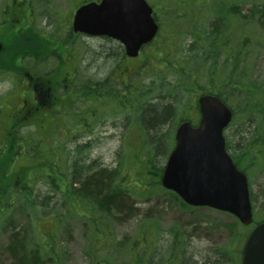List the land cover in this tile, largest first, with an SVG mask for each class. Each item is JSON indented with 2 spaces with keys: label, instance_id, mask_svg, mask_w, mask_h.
I'll return each mask as SVG.
<instances>
[{
  "label": "rangeland",
  "instance_id": "rangeland-1",
  "mask_svg": "<svg viewBox=\"0 0 264 264\" xmlns=\"http://www.w3.org/2000/svg\"><path fill=\"white\" fill-rule=\"evenodd\" d=\"M6 1L0 0V20L2 8L8 5ZM147 1L159 14L162 13L159 9L165 12L177 9V4L181 1L185 5L189 4L188 0ZM82 2L83 0H53L58 10L57 14L62 16L63 22L57 41L47 42V45L49 44L47 49H42L33 42L27 46L17 45L18 37L12 32L10 38L7 31H2L0 34V41L6 44L5 51L0 55V112L2 111L0 113V264H24L26 258L31 264H109L108 259H111V264H132L128 245L140 238L141 247L143 232L155 235L151 252L156 263L171 254L170 247L174 243V234L178 232L184 236L182 246L186 248V254L191 261L188 264H221L220 253L237 248L243 236L254 226L244 227L234 216L213 209L190 210L181 207L171 199V196L160 189H153L148 181L143 180L141 191L144 194L135 197L133 201L135 209L138 210L134 211L125 222L105 218L106 223L111 226V235L108 234L104 238L95 232L91 222L93 216L86 211L85 203L76 201L73 207L64 206L60 195L52 191L48 176L32 178L34 171L32 172L29 166L39 162V158L33 162L27 159L23 152V155L15 158L12 167L14 174L10 177L8 165L10 156L4 153L6 149L4 146L8 144L14 132H10L7 140L6 128L9 124V116L11 121L13 113H17L23 106L22 95L28 91L26 73L29 64H32L21 62L20 57L31 56L35 61L44 60L45 55L50 53L52 55L46 57L50 61L47 65L48 70L55 68L57 63L62 67L60 78H65L68 65H71V63L66 64L68 62L66 53L70 47H74L76 59L73 68L78 72L83 85L87 81L103 80L110 75L122 77L124 80L133 78L144 63L146 50L139 58L129 60L124 57L120 43L107 37L79 35L71 39L70 20L68 23L67 21ZM230 2L239 5L242 18L249 24L248 30L254 34L252 42L254 45L251 46V75L264 108V26L260 24L263 18L260 11L264 10V0H231ZM253 14L257 15V22L250 17ZM215 23L216 17L209 15L205 25L207 30L209 31ZM226 23L229 24V21ZM43 25L44 20L41 19L34 26L43 29L45 28ZM41 35L43 30L39 33L31 31L30 39L39 41L38 36L42 37ZM49 38L53 39V36ZM58 40H61V44ZM73 40L74 46H71ZM189 43L190 36L186 34L185 44L189 45ZM147 53L150 57L154 56L153 48L149 47ZM153 70L154 67L142 72L143 77ZM64 89L63 86L62 90ZM80 100L77 98L73 104L72 115L67 114L70 110L68 100L66 104L64 103L62 111L65 115L61 118H55L50 114L45 116L44 113L34 115L32 118L28 117L26 121H22L27 126L19 128L17 125L16 138L27 137L28 141L37 144L36 150H41L42 147L43 150H47L45 147L50 146L52 141L56 146L63 147L62 152L67 160L78 158L82 159L83 163L96 162L111 170L128 155L123 145L129 147L134 135V129L130 126L132 119L128 121L121 114L112 115V112L106 109L107 106H103L104 104L99 105L95 110L87 109L88 104L81 103ZM253 120L254 124L242 123V125L230 126L225 131L227 143L236 146L239 140L242 141L240 138L243 135H246L244 141H249L257 131L255 116ZM55 125H58L56 133L51 134ZM166 127V133L171 134V125ZM262 131L264 130H259L261 135H263ZM131 133L132 137H130ZM22 139L24 138H21V141ZM132 142H136L134 138ZM23 146L28 148L26 143H23ZM232 152L233 150H230V153ZM167 158L161 151L157 155V161L163 162L164 165ZM3 163L7 165L4 166ZM140 174L139 170L134 174V178ZM82 175L83 180L87 174L83 172ZM248 176L254 220L259 222L264 220V147L262 153L258 154L255 168L250 170ZM124 180L126 181V178ZM28 181L29 188H25L23 193L16 194V197H19L17 202L14 199L15 190L10 189V184L25 187L24 183ZM75 186L78 187L79 184ZM58 189L61 191V188ZM10 191L14 193L11 202ZM24 193H32L30 202L24 198ZM10 203L14 205L11 209ZM20 250L25 251L26 255H20Z\"/></svg>",
  "mask_w": 264,
  "mask_h": 264
},
{
  "label": "trees",
  "instance_id": "trees-1",
  "mask_svg": "<svg viewBox=\"0 0 264 264\" xmlns=\"http://www.w3.org/2000/svg\"><path fill=\"white\" fill-rule=\"evenodd\" d=\"M230 1L188 0L189 4L185 7L178 5L171 12L161 9L162 13L157 14L160 33L153 43L144 48V63L135 77L123 80L122 77L110 75L103 80L87 81L80 85V101L88 104L87 109L95 110L104 104L112 115L121 114L128 121L132 119L130 126L133 127L135 136L130 134L132 138L129 147L123 145L128 155L116 167L109 170L96 162L83 163L78 158L67 160L63 152L58 154L63 147L61 149L56 145L46 151L44 161L31 166L37 177L50 178L51 189L60 195L64 206L73 207L76 201L85 203L86 211L93 216L91 222L95 232L100 236L105 238L106 235H111V226L106 223L105 218L125 222L138 210L133 201L135 197L144 194L141 191L143 180L148 181L153 189H160L171 196L181 207L201 209L185 205L176 194L161 188L160 178L164 164L157 161L160 151L168 157L174 147V135L180 122L189 120L197 124V98L200 94L213 93L221 96L233 108L232 125L254 124L255 116L257 131L249 141L245 142L246 135H243L241 138L239 136L242 141L239 140L236 146L227 143V149L233 150L231 156L238 168L246 174L255 168L258 154L262 153L264 147V131L263 135L259 132L264 130V108L251 75L254 34L248 30L249 24L242 18L239 5ZM260 13L263 15L260 22L263 27L264 10ZM209 15L216 17V23L208 31L205 25ZM250 17L258 21L256 14ZM186 34L190 36L189 45L185 44ZM149 47L153 48L152 57L147 53ZM153 67V72L143 77L142 72ZM170 125L172 130L168 134L165 128L167 130L166 126ZM133 138L136 142H132ZM24 151L26 152L10 145V166L13 157L23 155ZM138 169L141 174L134 178ZM83 172L87 175L82 180ZM76 184L79 186L76 187ZM10 189L15 190V194L10 191V202L14 195L18 202L16 194L23 193L25 188L21 191L10 184ZM24 195L28 202L32 200V193ZM13 206L10 203V209ZM248 235L243 236L234 250L220 253L221 264H241L243 242ZM174 236L171 254L156 263L151 252L155 235L143 232L141 247L140 238L128 245L131 263L188 264L191 261L186 248L182 246L184 236L178 232ZM20 253L22 256L26 255L23 250ZM107 263L111 264V259ZM24 264H31V261L26 258Z\"/></svg>",
  "mask_w": 264,
  "mask_h": 264
},
{
  "label": "water",
  "instance_id": "water-1",
  "mask_svg": "<svg viewBox=\"0 0 264 264\" xmlns=\"http://www.w3.org/2000/svg\"><path fill=\"white\" fill-rule=\"evenodd\" d=\"M145 0H101L80 7L75 32L119 41L126 55L135 58L157 35L159 26ZM3 45L0 43V53ZM201 119L194 127L181 123L176 146L166 163L161 184L175 192L187 205L209 207L230 213L243 225L253 223L247 176L234 164L226 149L225 128L232 110L214 95L199 98ZM242 264H264V222L249 235Z\"/></svg>",
  "mask_w": 264,
  "mask_h": 264
},
{
  "label": "flooded vegetation",
  "instance_id": "flooded-vegetation-1",
  "mask_svg": "<svg viewBox=\"0 0 264 264\" xmlns=\"http://www.w3.org/2000/svg\"><path fill=\"white\" fill-rule=\"evenodd\" d=\"M6 2H8V5H4L1 11L0 34L2 31H7L10 38V32H12L15 37H18L16 41L17 45L24 44L27 46L33 42L38 44L42 49L48 48L49 44L47 45V42L53 43L54 40L55 42L57 41V37H59L61 31V22L63 21L61 20L62 16L57 14L58 10L53 0H11V2L7 0ZM38 6L41 8H38ZM41 19L44 20L43 26L45 28H36L34 25L38 24V21ZM41 30H43V35H41L43 38L38 36L39 41L30 39L31 31L39 33ZM51 36H53V39L49 38ZM78 36L79 34L73 33L71 30V39ZM58 41L61 44V40ZM71 46H74V40L71 42ZM73 49L74 47H70L66 53L68 55V62L66 61V64L71 63V65H68L65 78H60L62 67L57 63H55V68L48 70L49 66L47 67V65H49L50 61L46 57L52 54L47 53L44 57L45 59L43 58L44 60L38 59L36 61L31 56H23L22 61L24 63H32L29 64V69L26 73L28 91L22 95L23 106L17 113H13L12 119L19 113H24L31 117L39 113H44L45 116L46 114L53 116L56 112H62L64 103L66 104L68 100L70 103L76 102L79 76L78 72L73 68L76 59ZM63 86L64 90H62ZM43 120L46 121L45 119ZM6 133L8 140L10 136V116ZM4 147H10V138L8 144Z\"/></svg>",
  "mask_w": 264,
  "mask_h": 264
}]
</instances>
